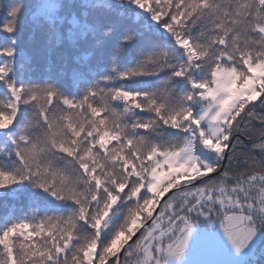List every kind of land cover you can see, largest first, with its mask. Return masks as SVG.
Here are the masks:
<instances>
[{
    "label": "snow or ice",
    "instance_id": "obj_1",
    "mask_svg": "<svg viewBox=\"0 0 264 264\" xmlns=\"http://www.w3.org/2000/svg\"><path fill=\"white\" fill-rule=\"evenodd\" d=\"M25 193L0 264H264V0H0V197Z\"/></svg>",
    "mask_w": 264,
    "mask_h": 264
},
{
    "label": "trees",
    "instance_id": "obj_2",
    "mask_svg": "<svg viewBox=\"0 0 264 264\" xmlns=\"http://www.w3.org/2000/svg\"><path fill=\"white\" fill-rule=\"evenodd\" d=\"M23 41L29 54L32 56V66L28 75L34 79H40L45 75L47 68L46 50L43 44V37L40 32H33L30 23L26 22L23 33ZM27 205V194H20L17 199L11 197H0V217H3L14 207L19 209ZM17 214H19L17 212Z\"/></svg>",
    "mask_w": 264,
    "mask_h": 264
}]
</instances>
